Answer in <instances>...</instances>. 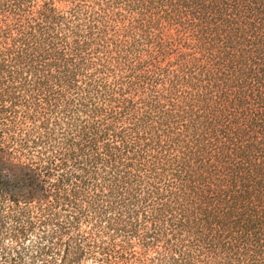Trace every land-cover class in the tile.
Masks as SVG:
<instances>
[{"label":"trees","instance_id":"obj_1","mask_svg":"<svg viewBox=\"0 0 264 264\" xmlns=\"http://www.w3.org/2000/svg\"><path fill=\"white\" fill-rule=\"evenodd\" d=\"M49 264H264V0H0V219Z\"/></svg>","mask_w":264,"mask_h":264},{"label":"rangeland","instance_id":"obj_2","mask_svg":"<svg viewBox=\"0 0 264 264\" xmlns=\"http://www.w3.org/2000/svg\"><path fill=\"white\" fill-rule=\"evenodd\" d=\"M20 224L10 218L0 219V264H49L37 253L39 230L23 232Z\"/></svg>","mask_w":264,"mask_h":264}]
</instances>
